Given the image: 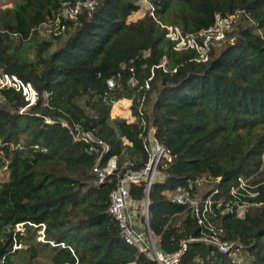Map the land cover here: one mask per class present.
Instances as JSON below:
<instances>
[{
    "label": "trees",
    "instance_id": "1",
    "mask_svg": "<svg viewBox=\"0 0 264 264\" xmlns=\"http://www.w3.org/2000/svg\"><path fill=\"white\" fill-rule=\"evenodd\" d=\"M62 1L74 0H19L0 8V71L30 83L36 94L27 106L20 92L0 90V168L6 171L0 264H157L149 249L120 238L107 211L118 178L147 162L143 142L151 129L169 157L157 165L161 180L148 189L156 250L170 254L185 242L178 264H230L216 246L188 241L203 227L188 202L171 196L184 189L201 200L217 189L212 199H225L241 177L256 192L245 197L244 216L213 208L207 221L221 228V240L242 245L245 264H264V0H148L157 19L183 34L207 28L216 13L235 15L204 62L195 61L193 50H174L147 11L132 18L137 0H97L92 10L62 21L60 34L36 39L31 57L21 59L19 44ZM123 98L132 121L110 118L112 104ZM85 131L108 149L88 150L80 138ZM99 154V166L115 161L102 181L92 171ZM201 176L206 181L197 187L193 180ZM128 193L139 203L144 183H129Z\"/></svg>",
    "mask_w": 264,
    "mask_h": 264
},
{
    "label": "built area",
    "instance_id": "2",
    "mask_svg": "<svg viewBox=\"0 0 264 264\" xmlns=\"http://www.w3.org/2000/svg\"><path fill=\"white\" fill-rule=\"evenodd\" d=\"M96 4L97 0L62 1L57 11L43 24H47L51 27L53 35H58L64 29L62 21L74 19L83 9L90 11ZM137 4L139 9L142 10V13L147 11L155 23L164 30V36L172 42V48L174 50H193L196 55L194 59L198 62H204L207 60L211 47L225 38L226 32L230 29L235 20L234 14L221 15L216 13L214 14L212 24L207 28L194 33L183 34L177 26L164 23L157 19L154 13V8L148 0H137ZM128 70L133 73L132 67H129ZM151 76L152 72H150V75L143 81L144 89L148 87V81ZM127 82L130 85L135 83L133 74H131ZM106 84L108 87H111V79H107ZM7 88L20 92L23 99L27 102V106L32 104L36 98L35 91L30 83L21 81L13 74L0 71V90ZM142 99L143 97L139 99L140 103ZM80 138L88 143V150L90 151H94L97 146L100 147V154L108 149L106 143L93 136L89 131L82 132ZM143 147L148 155L147 162L142 168L126 171L118 178L114 187L108 194L107 211L115 220L118 234L126 244L149 249L157 264H178L179 257L183 254L186 248L185 242H181L179 248L170 254H163L157 251L153 242L149 240L147 232L146 237L143 235V230L146 231L145 224L147 219L148 202L145 203L143 199L139 202L144 210V223H142L136 216L135 204L129 199V183L137 184L143 182L146 192L154 180H161V176L156 171L157 165L160 164L163 159L169 160L166 151L153 140L152 129L148 132L147 137L143 142ZM100 154L98 160L92 167V171L96 174L98 181H102L115 169L114 158L107 159L104 165L99 166ZM205 181L206 177L201 176L194 179L193 184L200 187ZM253 188L254 185L250 184L246 179L237 177L234 184L228 187V197L225 199L222 197L212 199L213 195L217 193V189H214L210 195L205 196L201 200L189 197V193L184 189H178L173 193L171 200L180 205L188 202L193 210L197 224L203 227L202 234L199 238H191L188 241L198 240L210 243L216 246L221 253L226 255L230 264H245L241 251L242 245L237 242L234 243L221 240V228L214 227L207 221V217L212 214L213 208L220 209L222 212L231 213L237 218L243 217L246 208L249 205L245 197L254 196L256 194V192L252 190ZM14 227L16 230L21 231L22 223L15 224Z\"/></svg>",
    "mask_w": 264,
    "mask_h": 264
},
{
    "label": "rangeland",
    "instance_id": "3",
    "mask_svg": "<svg viewBox=\"0 0 264 264\" xmlns=\"http://www.w3.org/2000/svg\"><path fill=\"white\" fill-rule=\"evenodd\" d=\"M19 0H0V8H10ZM140 10V9H139ZM142 11V10H141ZM54 37L51 32V27L47 24H41L28 39L21 42L17 49V54L21 59H29L31 57L32 45L36 39H52ZM6 178V171L0 168V181ZM136 216L144 223L143 206L139 203H134ZM143 235L146 237V231L143 230Z\"/></svg>",
    "mask_w": 264,
    "mask_h": 264
},
{
    "label": "crops",
    "instance_id": "4",
    "mask_svg": "<svg viewBox=\"0 0 264 264\" xmlns=\"http://www.w3.org/2000/svg\"><path fill=\"white\" fill-rule=\"evenodd\" d=\"M142 14H143L142 11L138 9L136 12H134L131 15V17L136 18ZM129 104H130L129 100L125 98L114 102L109 111L110 118L121 117L126 119L127 121H132L133 117L130 114Z\"/></svg>",
    "mask_w": 264,
    "mask_h": 264
},
{
    "label": "water",
    "instance_id": "5",
    "mask_svg": "<svg viewBox=\"0 0 264 264\" xmlns=\"http://www.w3.org/2000/svg\"><path fill=\"white\" fill-rule=\"evenodd\" d=\"M143 201H144L145 203L148 202V190L145 192V195H144V197H143ZM145 226H146V232H147V234H148L149 240L152 241V239H151V237H150L149 229H148V222H147V219H146V224H145Z\"/></svg>",
    "mask_w": 264,
    "mask_h": 264
}]
</instances>
